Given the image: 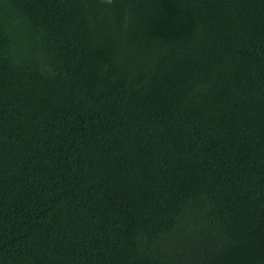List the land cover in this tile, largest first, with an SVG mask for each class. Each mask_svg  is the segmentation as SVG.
I'll use <instances>...</instances> for the list:
<instances>
[{"label": "trees", "instance_id": "trees-1", "mask_svg": "<svg viewBox=\"0 0 264 264\" xmlns=\"http://www.w3.org/2000/svg\"><path fill=\"white\" fill-rule=\"evenodd\" d=\"M0 264H264V0H0Z\"/></svg>", "mask_w": 264, "mask_h": 264}]
</instances>
